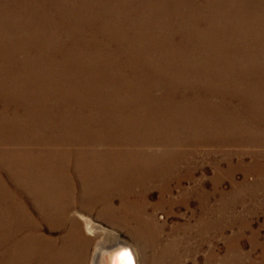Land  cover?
<instances>
[{
	"label": "bare ground",
	"instance_id": "obj_1",
	"mask_svg": "<svg viewBox=\"0 0 264 264\" xmlns=\"http://www.w3.org/2000/svg\"><path fill=\"white\" fill-rule=\"evenodd\" d=\"M44 1L0 0V264H86L97 238L91 264H129L125 246L148 264L163 232L158 205L173 183L186 197L183 182L195 179L196 153L175 145L203 135L248 145L214 154L237 157L245 175L264 172L255 152L264 148V49L252 45L264 43V0H221L217 14L234 28L218 31L214 12L192 0ZM140 9L164 23H124ZM193 189L203 202L218 196L201 179ZM95 218L135 246L110 242ZM215 218L203 226L216 231Z\"/></svg>",
	"mask_w": 264,
	"mask_h": 264
},
{
	"label": "rangeland",
	"instance_id": "obj_2",
	"mask_svg": "<svg viewBox=\"0 0 264 264\" xmlns=\"http://www.w3.org/2000/svg\"><path fill=\"white\" fill-rule=\"evenodd\" d=\"M220 1L192 0L195 7L203 9L204 12L208 10L214 12L216 15L215 30L221 29L219 28L221 25L234 28V24L229 18L222 19V15L217 14L223 7L222 4L221 6L219 5ZM163 9L170 12L169 8L164 7ZM135 12L137 16L132 18L124 17V23H129L130 20H136L137 23L141 20L144 23L151 21L152 18L155 28H159V24L162 25L164 23L161 22L160 16L154 15L150 11H142L140 9ZM114 16L119 21L123 20V17L119 13H116ZM206 17L209 18L208 16ZM162 19L166 20L163 17ZM98 24L101 26V23ZM123 24L115 28L117 32L124 33L123 31H126ZM134 27H137V25L132 26V28ZM204 27L206 25H200V28ZM109 28L114 29V27ZM174 28L177 32V39L181 38V34L178 33L179 27ZM262 33H264V28ZM230 35L233 36V33L227 34L226 37L231 38ZM214 39L213 43L215 45H218V43L221 46L225 45V41H223L224 37L217 36ZM256 40L252 45L258 47V49L261 47L264 49V43ZM14 41L15 45L19 48L16 54L17 59L23 60L27 58L28 54L22 46V41L20 39ZM232 62L235 64L238 61L234 59ZM257 63H264V61L261 60ZM230 87L233 89L232 93L234 92L235 97V91L239 88L235 87L234 84H231ZM253 87L254 84H251L249 88ZM213 99L218 100V96L213 97ZM241 114H244L245 118L247 117L244 111H241ZM203 136L205 140L201 141V143L193 142L190 145L178 144L173 147L175 151L188 150L196 153V156L189 160L195 179L184 180V188L189 193L186 194L187 196L185 195L186 197L183 196L185 190L178 188L176 183H173L174 194L167 196L170 200L158 205L156 218L163 225V232L160 235V240L156 241L155 249L147 250L144 259L148 264H264V172L260 176L255 172L245 175L242 170L233 169L237 165V157H227V155L223 156L221 153L214 154V151L222 149L240 151L253 149V147L248 145L235 147V144L232 146L224 145L227 143H222L223 146L221 144L219 146L217 145L219 143L210 139L207 140V135ZM255 152L264 153V148L258 146ZM246 159L247 161H251L249 155L246 156ZM200 179L205 184V191L216 190L218 196L211 197L207 202L199 199L193 187L197 186ZM192 192L194 194H191ZM159 199L160 194L156 190L151 197V201L158 203ZM214 218L219 223L216 231L203 226V221L214 220ZM95 220L112 233L109 237L110 242H113L118 237L135 246L134 240L127 230L115 227L99 218H95ZM98 239L100 238L93 239L90 243L91 247L86 264H91ZM139 247L141 248L140 245ZM136 250L139 255L140 264H146L142 260L144 253L140 252L137 247Z\"/></svg>",
	"mask_w": 264,
	"mask_h": 264
},
{
	"label": "water",
	"instance_id": "obj_3",
	"mask_svg": "<svg viewBox=\"0 0 264 264\" xmlns=\"http://www.w3.org/2000/svg\"><path fill=\"white\" fill-rule=\"evenodd\" d=\"M124 251H126L127 255H128V258H129V264H135V259L133 257V252L130 248V246H125L124 248Z\"/></svg>",
	"mask_w": 264,
	"mask_h": 264
}]
</instances>
